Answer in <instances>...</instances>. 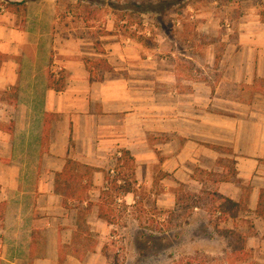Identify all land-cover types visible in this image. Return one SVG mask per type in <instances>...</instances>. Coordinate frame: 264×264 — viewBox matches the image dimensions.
<instances>
[{
    "label": "crops",
    "instance_id": "1",
    "mask_svg": "<svg viewBox=\"0 0 264 264\" xmlns=\"http://www.w3.org/2000/svg\"><path fill=\"white\" fill-rule=\"evenodd\" d=\"M57 1H14L24 2V20L18 16L22 12L8 10V2L1 6L0 264H111L105 239L113 225L99 218L98 204L119 150L134 158L135 190L159 185L155 204L165 208L177 205L180 187L196 185L190 190L204 193L201 175L216 180L230 171L224 160H234V179L213 181L208 191L245 199L248 210L223 224L234 228L242 218L253 225L246 246L250 257L236 264H251L254 256L264 264V220L255 213L264 190L261 13L243 11L226 32L215 17L202 21L197 35H211L216 42L180 55L172 45L169 55L159 54L161 45L148 47L122 36L117 26L94 37L55 26ZM86 57L105 58L112 70L92 80ZM61 70L65 88L56 91L49 77ZM67 159L96 169L82 202L56 193V174ZM130 195L136 193L125 196ZM197 211L182 227L174 250L180 258L219 254L226 247L207 212ZM87 238L96 240L94 247H87Z\"/></svg>",
    "mask_w": 264,
    "mask_h": 264
},
{
    "label": "rangeland",
    "instance_id": "2",
    "mask_svg": "<svg viewBox=\"0 0 264 264\" xmlns=\"http://www.w3.org/2000/svg\"><path fill=\"white\" fill-rule=\"evenodd\" d=\"M14 1L16 0H0V7L7 2ZM161 1L165 0H59L57 1L58 13L55 26H71L74 34L83 37L87 35L94 37L107 26H117L122 36H125L124 30L128 33L138 31L147 35L151 46H162L159 54L170 55L169 50L172 45L178 55L194 54L197 51L201 52L200 49L206 50L207 42L213 38L211 35L202 33H199L200 36L197 35L196 26L202 21L208 22L210 18L215 17L216 26H221V30L226 32V29L230 28L227 24L232 25V18H238L243 11L252 9L260 13L264 11V0H232L229 2L227 0H175L180 3L168 15L146 13L138 19L131 17L132 10L130 7L127 8L133 2L156 5ZM48 6L44 8L48 9ZM0 12H3L1 8ZM18 16L24 20L23 12ZM169 40H174V43L168 45L169 48L166 49L165 43H169ZM187 40H191V43H187ZM115 155L116 153L112 157ZM201 178L205 182V192H209L208 189L215 181L214 176L201 175ZM190 189L195 190L196 185L191 186ZM190 189L180 187L178 197L183 194L186 196L187 193L202 196L200 190L197 193ZM159 190V185L154 187L153 191L140 187L134 198L133 195L128 198L125 195L115 198L113 207L116 224H113L111 235L109 234L105 239L106 245L111 250V264H236L241 261L236 257L237 254L233 253L229 240L217 233L216 225L222 229H230L233 226L223 224L224 222L217 223L219 214H212L211 211L218 203H215L210 196L207 197L204 193L200 200L201 207L197 208L199 211L195 208L184 210L187 205L185 201H182L181 206L165 208L155 204ZM196 211L202 215L205 214L204 211L207 212L210 224L225 240L226 247H223L219 254L208 256L199 253L180 258L175 255L174 250L179 247L182 240V227L189 224L190 217ZM245 222L247 220L240 218L236 222V227L244 234H249L250 227L245 225ZM260 259L254 256L251 264H260Z\"/></svg>",
    "mask_w": 264,
    "mask_h": 264
},
{
    "label": "trees",
    "instance_id": "3",
    "mask_svg": "<svg viewBox=\"0 0 264 264\" xmlns=\"http://www.w3.org/2000/svg\"><path fill=\"white\" fill-rule=\"evenodd\" d=\"M219 1V0H216ZM232 1V0H227ZM180 3V2H178ZM175 0H165L160 3L154 5L152 3L133 2L127 6L132 10L131 17H135V19L141 18L146 13L156 14V15H168L169 12L175 9L178 5ZM113 7V4L110 3ZM181 6V4L179 5ZM25 7L24 2H11L8 3V10L12 13H20L22 9ZM261 18L264 21V11L261 13ZM124 35L128 38L135 39L145 46L150 47V38L143 33H139L138 31H132L128 33L126 30L123 31ZM103 35H109L111 32L102 31ZM216 38H210L208 44L216 42ZM96 49L100 53H105V50L102 48L101 42L97 41ZM218 56H216V61ZM84 63L86 65L87 70L91 74V79L102 80L103 77L99 76V73L102 71H111L112 67L109 65L105 58L92 59L89 57L84 58ZM65 76L63 70L59 72V76L55 77V74H50L49 77V86L55 89L56 91H62L65 88ZM207 147H210L215 150L224 151L227 153H231L232 150L227 147H221L213 144H205ZM121 156L118 158V165L116 167L117 174L114 178L110 177L109 169L106 173L107 185L105 189L102 191L101 197L102 200L98 204L99 212L98 216L100 219L110 223L116 224L114 219V207L113 204L115 202V198H119L123 195H127L128 193H136L134 185L135 175H134V158L131 156L128 150H119ZM227 167L230 169L229 173L219 175V177L215 181H228L234 179L236 176V171L234 170L235 162L234 160L226 159ZM219 163H223V159L219 160ZM96 171L95 168L82 164L73 159H67L66 164L61 172L56 174L55 178V188L56 193L62 196L65 200L73 199L78 201H84L87 199V193L92 187L93 175ZM119 181H123L124 183H119ZM206 196H210L215 203H218L217 206L213 207L212 214H219L217 223H221L230 219L236 220L240 214L246 210H248V205L245 202V199L240 201L232 200L226 196H223L216 192H204ZM204 193H200L202 196H197L194 194H183V196H179L177 200V205L181 206L182 201L187 203L184 210H191L196 207H201L200 200L202 199ZM92 202H88V206H92ZM255 213L258 217L264 220V190L260 192L258 206L255 210ZM253 225H250L249 234H244L237 227L230 229H222L219 228V225H216V230L219 235H222L224 238L228 239L230 242V246L233 250L234 254H237V258L241 261L248 260L250 257V253L246 251L248 237L254 233L252 229ZM96 244L95 239L87 238L86 245L89 248L94 247Z\"/></svg>",
    "mask_w": 264,
    "mask_h": 264
},
{
    "label": "built area",
    "instance_id": "4",
    "mask_svg": "<svg viewBox=\"0 0 264 264\" xmlns=\"http://www.w3.org/2000/svg\"><path fill=\"white\" fill-rule=\"evenodd\" d=\"M1 10H4L3 7H1ZM121 156L120 152H117L116 155L112 159L111 167L109 169V174L111 178H114L117 174L116 167L118 165V158ZM122 181H119L121 183Z\"/></svg>",
    "mask_w": 264,
    "mask_h": 264
}]
</instances>
